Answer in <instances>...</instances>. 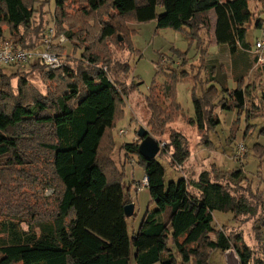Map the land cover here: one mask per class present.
Wrapping results in <instances>:
<instances>
[{
  "label": "trees",
  "instance_id": "16d2710c",
  "mask_svg": "<svg viewBox=\"0 0 264 264\" xmlns=\"http://www.w3.org/2000/svg\"><path fill=\"white\" fill-rule=\"evenodd\" d=\"M41 1L0 0V42L40 51L50 24L53 39L63 37L70 45L68 59L78 54V60L45 74L56 87L43 96L29 87L19 69L12 74L2 71L19 66L0 67V264H130L131 248L134 264H208L216 250H233L241 264H264V177L257 192L241 169L226 172L213 167L165 186L157 157L146 161L139 155L141 140L123 144L119 152L124 159L137 157L150 196L138 231L129 238L130 218L124 207L133 204L130 186L123 188L122 169L112 159L116 150L112 130L124 119V101L138 88L127 85L129 59L138 54L128 24L154 21L156 30H187L199 55L192 65L188 52H173L179 61L175 67L173 61L163 60L169 105L162 108L154 101L153 90L146 98L151 114L148 135L161 138V128L180 119L200 135L199 146L210 151L209 132L220 125L218 115L224 111L237 113L235 125L244 115V137L250 133V121L260 118L264 125V92L257 99L250 93L257 86L247 84L257 55L245 39L251 28L263 27L262 21L251 23V0H64L56 2L48 20ZM256 1L264 7V0ZM36 3L44 15L37 24ZM159 8L164 9L161 15ZM211 12L213 40L206 41ZM213 44L222 48L216 55L208 53ZM53 49L51 45L54 53ZM223 50L229 61L222 59ZM56 52L67 50L56 47ZM37 66L44 67L36 63L34 69ZM230 80L233 89L228 87ZM179 82L193 83L192 118L183 116L176 102ZM234 140L231 134L223 153L230 152ZM168 152L170 167L179 171L191 154L183 134L169 131L159 153ZM251 153L261 162L264 149L256 144ZM243 157H248V149ZM25 183L28 193L36 186L52 189L53 195H40L33 206L20 203L26 196ZM221 194L231 197L233 223L252 222L261 256L244 243L242 233H235L238 228L214 226Z\"/></svg>",
  "mask_w": 264,
  "mask_h": 264
},
{
  "label": "rangeland",
  "instance_id": "374dc122",
  "mask_svg": "<svg viewBox=\"0 0 264 264\" xmlns=\"http://www.w3.org/2000/svg\"><path fill=\"white\" fill-rule=\"evenodd\" d=\"M45 1V7L43 8L45 12H48L49 17H45L44 20L51 19L53 16L55 5L57 1L64 0H42ZM39 2L40 3H42ZM232 1V0H221ZM37 4V3H36ZM37 4L35 6L34 20L37 24L39 18H42L43 9ZM249 9L253 15L251 23L254 26L256 21L263 22V29L251 28L246 36L245 44L250 47L251 52L255 51V43L258 39L262 37L264 31V7L261 6L256 0H251L249 2ZM164 13L163 8L157 9V14L161 15ZM42 14V15H41ZM211 26L210 30L204 39L206 41L213 40V30L215 25V15L214 12L210 14ZM128 24V28H129ZM49 29L53 30V26L49 24ZM130 29V28H129ZM132 30V29H130ZM134 34L130 37V42L134 50L138 54H132L129 59V66L131 67V72L129 75V80L127 85L130 86L138 85V88L131 93L128 98L124 101L123 114L124 119L116 124L112 130L113 137L116 142V150L113 154V161L118 170L122 169V184L123 188L126 190L129 186L134 187L131 191V198L134 205L133 217L127 221V230L129 238H132L138 231L139 225L150 206V196L148 190L145 187H141L142 181L144 179L143 168L140 166L139 161L135 155H128L124 159V153L119 152V148L123 144L136 143L139 141L137 137V132L140 128H143L150 134L151 129L148 127V123L151 119V114L146 106V98L152 93V99L155 98L156 101L162 108L169 105V101L164 96V83L166 81L165 72L162 70L167 62H174V67L178 65L179 61L173 54L174 51L181 53L188 52L189 64L192 65L196 60L199 59V55L196 54L195 47L196 41L191 40L188 37L187 30L173 31L170 29L156 30L155 22H149L145 24L136 25ZM48 33V32H47ZM47 35V34H46ZM54 36V34H53ZM207 37V38H206ZM5 39H8V33L5 32ZM46 39V37L44 38ZM58 39L52 38V43L54 46V53L60 57L62 65H66L68 60H78V54L72 55L68 59L67 55L70 54V45L65 41L64 43L58 42ZM122 41V39H121ZM120 41V42H121ZM7 44L4 41L0 42V45ZM44 44V43H43ZM56 47H65L66 53L56 52ZM222 48L219 46L212 45L208 48V53L216 55L221 51ZM222 59L229 61L228 53L226 50L222 52ZM264 56V55H263ZM163 60L166 61L163 64ZM196 64V62H195ZM35 64L29 63L18 68H2V71L6 74L15 73L19 69L20 75L24 76L28 81L29 87L36 93L40 95H47L51 89L56 86L49 81H46L44 77L48 71H52L47 67L37 66L34 69ZM262 69V74L264 75V66L258 67ZM24 73H22V72ZM55 71V70H54ZM17 80L12 81V85L16 86ZM249 83V82H248ZM261 83V82H260ZM252 83L257 86V91L252 90L250 93L260 98L261 94L264 92V84ZM251 84V85H252ZM152 87V88H151ZM193 83L190 82H179L175 85L176 102L180 105L182 114L185 117L192 118L194 115V109L191 99V89ZM229 88L232 87V83H228ZM136 88V87H135ZM151 88V89H150ZM50 89V90H49ZM252 98V97H251ZM256 102V101H255ZM165 103V104H164ZM219 116L220 125L216 127L215 130L209 132V141L212 144V149L210 151L205 148H200L198 137H195L186 132L193 130L187 127L184 122L180 119L173 123L166 124L163 129L164 134L161 138H153L160 145V152L164 147L166 141L168 140V133L170 130L179 132L183 134L187 139V145L191 151L189 160L184 164V170L175 171L169 165V152L168 154L157 155V162L161 165L164 170V183L167 186L170 182H178L182 177L185 179L192 178V173L199 174L202 171H211L213 167L220 171H233L236 169H241L248 179L252 181V187L254 191L260 192L262 190V185L260 183V178L264 177V154L261 162L257 159V156L252 155V148L257 144L264 149V136L261 134L264 128L263 120H252L249 122L250 133L244 137L247 125L244 122V115L240 117L239 125H235L237 122V113L224 111ZM237 127V128H236ZM231 134H234L235 140L230 148V152H222L221 148L226 145L228 138ZM186 135V136H185ZM150 136V135H149ZM203 136H201L202 138ZM203 139H208L203 137ZM240 144L243 145L244 154L246 155L248 149V157L244 159L241 157L236 146ZM125 160V162H124ZM198 165V167L196 166ZM214 170V169H212ZM28 184H24V193H26L25 198L19 200L20 203L23 201L28 202L29 205L33 206L36 199L41 195L42 197L50 198L53 195L52 189H44L41 187H34L32 193L26 192L29 188ZM137 191H134V189ZM234 189L231 190L233 195ZM238 193V192H237ZM236 193V194H237ZM21 199V198H20ZM153 209V207H150ZM231 208V197L226 194H221L218 206L214 212V226L220 228L223 225H231L234 228H238L235 233H242L244 243L252 249L256 256H261L260 247L258 248L256 242H254L252 234V222L245 223L243 225L233 223V216L230 213ZM233 223V224H232ZM24 230L27 229L26 225H23ZM213 239V238H212ZM134 249L131 248V262L133 263ZM208 264H226L224 253L220 250L214 251L209 257Z\"/></svg>",
  "mask_w": 264,
  "mask_h": 264
},
{
  "label": "built area",
  "instance_id": "2783aa9c",
  "mask_svg": "<svg viewBox=\"0 0 264 264\" xmlns=\"http://www.w3.org/2000/svg\"><path fill=\"white\" fill-rule=\"evenodd\" d=\"M53 38V31L49 29L46 39L44 41V47L40 51H23L17 48H14L10 44L0 45V67L2 66H22L29 63H38L44 67H47L51 70H57L64 65H62L61 59L55 53L50 50ZM60 43H64L65 39L60 37L58 40ZM255 54L257 55L256 66H264V31L262 37L255 44ZM105 71V69H104ZM238 154L243 157L244 148L243 145L238 144L236 146ZM179 168V167H178ZM148 181L144 177L141 187H147Z\"/></svg>",
  "mask_w": 264,
  "mask_h": 264
},
{
  "label": "water",
  "instance_id": "95a60500",
  "mask_svg": "<svg viewBox=\"0 0 264 264\" xmlns=\"http://www.w3.org/2000/svg\"><path fill=\"white\" fill-rule=\"evenodd\" d=\"M119 41L121 39L119 38ZM137 137L141 140L138 146L139 155L146 161L154 160L160 152V145L151 136L148 135L147 131L140 128L137 132ZM134 213V205L130 204L124 207V215L126 218L132 217ZM226 264H241L238 256L233 250L224 252Z\"/></svg>",
  "mask_w": 264,
  "mask_h": 264
},
{
  "label": "crops",
  "instance_id": "0c3cea01",
  "mask_svg": "<svg viewBox=\"0 0 264 264\" xmlns=\"http://www.w3.org/2000/svg\"><path fill=\"white\" fill-rule=\"evenodd\" d=\"M129 28L130 29H132V30H135V28H136V24H131V25H129ZM259 40V39H258ZM257 40V41H258ZM256 41V42H257ZM254 53H255V51H254ZM232 83V81L230 80L229 81V83ZM249 82V83H248ZM260 83V85H263L264 84V75L262 74V69L261 68H258V66H256V65H254L253 66V68L250 70V73H249V76L247 77V84H252V83ZM232 87L233 88H235V85L232 83ZM232 88V89H233ZM257 120H259V119H257ZM259 121H262V120H259ZM186 132L188 133V134H190V135H193V136H195V137H198L197 136V133L193 130V133L192 132H190V130H186ZM200 148H203L204 149V147H200ZM191 159V158H190ZM197 167H198V165H196ZM179 169L180 170H184V164H183V166H181V167H179ZM201 173V172H200ZM199 173V174H200ZM199 174H194V173H192V175H191V177H193V178H195V177H197ZM145 176V175H144ZM183 178V177H182ZM184 179V178H183ZM134 187H132L131 186V188H130V191H132V189H133ZM147 189V188H146ZM134 191H137V189L135 188L134 189ZM132 199V198H131ZM133 202V201H132ZM233 224V223H232Z\"/></svg>",
  "mask_w": 264,
  "mask_h": 264
}]
</instances>
